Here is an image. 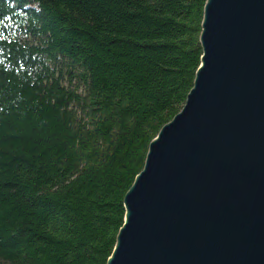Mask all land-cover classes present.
<instances>
[{
    "label": "trees",
    "instance_id": "16d2710c",
    "mask_svg": "<svg viewBox=\"0 0 264 264\" xmlns=\"http://www.w3.org/2000/svg\"><path fill=\"white\" fill-rule=\"evenodd\" d=\"M205 2L0 0V264H106Z\"/></svg>",
    "mask_w": 264,
    "mask_h": 264
},
{
    "label": "water",
    "instance_id": "95a60500",
    "mask_svg": "<svg viewBox=\"0 0 264 264\" xmlns=\"http://www.w3.org/2000/svg\"><path fill=\"white\" fill-rule=\"evenodd\" d=\"M199 43L106 264H264V0H206Z\"/></svg>",
    "mask_w": 264,
    "mask_h": 264
}]
</instances>
